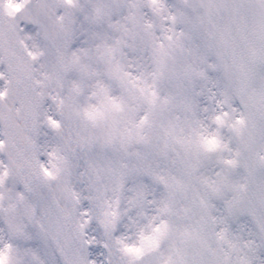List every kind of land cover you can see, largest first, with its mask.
Listing matches in <instances>:
<instances>
[{
    "label": "snow or ice",
    "instance_id": "snow-or-ice-1",
    "mask_svg": "<svg viewBox=\"0 0 264 264\" xmlns=\"http://www.w3.org/2000/svg\"><path fill=\"white\" fill-rule=\"evenodd\" d=\"M0 264H264V0H0Z\"/></svg>",
    "mask_w": 264,
    "mask_h": 264
}]
</instances>
